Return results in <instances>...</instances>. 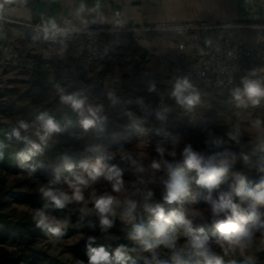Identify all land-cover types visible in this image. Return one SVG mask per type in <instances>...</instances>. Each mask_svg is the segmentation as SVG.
Here are the masks:
<instances>
[{"label": "rangeland", "instance_id": "rangeland-1", "mask_svg": "<svg viewBox=\"0 0 264 264\" xmlns=\"http://www.w3.org/2000/svg\"><path fill=\"white\" fill-rule=\"evenodd\" d=\"M146 83L122 84L114 94L56 87L43 91L28 75L0 65L2 120L17 128L21 120L32 126L38 123L37 114L47 113L63 129L43 143L34 127L20 130L27 140L21 153L14 155L13 169L0 176V201L11 191L43 198L41 188L71 197L78 187L84 197L66 203L69 207L61 217L47 214L64 225L60 236L40 229L27 241L0 221V264H88L89 248L101 246L110 254L122 246L125 264H154L170 255L191 258L189 242L193 236L207 237L210 252L222 259L264 264V204L253 198L264 193V99L257 105H240L231 92L206 91L191 84L189 91L198 94L199 101L189 108L177 103L173 91H164L151 80ZM73 93L79 94L85 108L101 109L94 127L85 130L78 113L61 102V94ZM21 105L27 110L19 111ZM27 141L40 144L41 150L25 160L30 146ZM188 146L205 161L215 157L216 166L225 170L218 177L217 187L209 189L206 181L199 182L202 174L184 164L183 153ZM97 161L102 174L92 180L89 173L97 167ZM154 163L159 167H153ZM172 172L185 178L187 191L168 202ZM79 179L87 184H80ZM118 180L119 191H115ZM236 188H241L243 195H236ZM223 193H231L237 215L245 218L244 222L234 220L243 223L250 233L242 240L243 249L227 243L221 247L217 242L221 237L216 221L232 215L230 210L213 214V203ZM101 196L114 198L108 216L111 227L100 224L95 201ZM129 201L136 204L131 217L125 215ZM158 208L165 216L173 211L183 214L189 223L173 219L164 224V234L157 236V228L163 223L156 218ZM35 211L30 205L13 201L6 207L0 205V214L12 221H34ZM166 238H174V247L161 242Z\"/></svg>", "mask_w": 264, "mask_h": 264}, {"label": "built area", "instance_id": "built-area-1", "mask_svg": "<svg viewBox=\"0 0 264 264\" xmlns=\"http://www.w3.org/2000/svg\"><path fill=\"white\" fill-rule=\"evenodd\" d=\"M115 3L129 8L132 0ZM54 22L61 30L55 34L49 23L0 15L1 63L28 75L39 90L114 94L131 81L147 84L145 77L164 91H173L175 82L184 79L206 91L231 93L243 88L244 79L264 84V16L251 8L231 22L128 25L120 10L113 11L106 24L91 23L86 13ZM148 36L170 41L144 48L140 40Z\"/></svg>", "mask_w": 264, "mask_h": 264}, {"label": "clouds", "instance_id": "clouds-1", "mask_svg": "<svg viewBox=\"0 0 264 264\" xmlns=\"http://www.w3.org/2000/svg\"><path fill=\"white\" fill-rule=\"evenodd\" d=\"M50 28L55 34L56 32L61 31L57 28V25L54 21H50ZM45 33L49 31V27H45ZM154 87V86H153ZM192 88V85L188 82L187 79L177 80L174 84V90L172 95L176 98L177 103L191 108L199 101V96L193 91H189ZM151 90V89H150ZM187 93V94H185ZM233 96L235 100L240 105H247L251 103L252 105H257L260 103L261 99H264V84L257 80H243V88H237ZM61 102L68 104L72 107L73 111L77 112L81 117L80 124L85 129L88 130L94 127L97 121L100 119L98 113L101 111L99 107H87L85 108L84 101L79 98L78 93L73 94H61ZM38 123L30 126L25 121H19V128L13 129L11 136H14L17 140H27V137L21 136V131H27L30 127H34L35 135L39 137V140L47 142L54 134L60 133L63 129L57 121L52 117L48 116L47 113H42L37 117ZM259 124V122H257ZM11 138V137H10ZM30 145L28 148V154L24 155V159L28 160L32 156L36 155L40 150V144H37L32 141H27ZM159 151V149H158ZM184 164L190 168L197 170L198 173H201V180L199 182L204 183L209 189L215 188L219 185L220 180L218 177L223 174L225 171L223 168H218L216 166V158L212 157L208 160H204L202 156L194 152L191 146H188L184 149ZM23 155V154H22ZM223 164L224 161L219 162ZM23 167V165H21ZM153 167L158 168L159 164L154 163ZM34 170V169H33ZM102 174V167L100 166V161H97V167L93 169L89 176L92 180H95ZM108 179H112L111 176ZM80 184H87V181L84 179H79ZM243 182L241 181V184ZM120 182L119 180L114 185V190L119 191ZM43 198L50 201L52 205L56 208L65 207L66 203L70 200L82 201L84 199L80 188H75V191L71 197L67 194L53 190L51 188H41L40 189ZM187 191V182L185 178L180 175L178 172H172L171 180L168 183V196L166 199L168 202H172L178 199L179 196L183 195ZM236 195H243L241 188H236ZM151 195V193H149ZM252 196V193L248 194ZM258 203L264 204V193L256 195L253 197ZM114 198L112 196H101L95 201V208L100 215V224L104 227H111L112 221L108 218L109 214L112 212V204ZM128 210L125 213L126 216L131 217L132 212L136 208L134 202L129 201ZM47 205L44 208L37 209L33 216L36 227L41 229H46L53 234V236L62 235V227L64 226L61 222H54L46 213ZM227 210H230L232 215L227 216ZM221 213L226 214L225 219H220L216 221V228L220 233L221 239L217 241L221 244V247H224V244L227 243L230 247L239 246L243 249L244 244L242 240L244 237L250 235L248 229L243 227V223H236V221L244 222L245 218L237 215V205L232 202L231 193H223L220 196L218 202L213 203V214L220 215ZM155 215L158 221L163 223L158 226L156 235L162 236L165 232L164 224H169L173 219L177 220L181 224H188L189 222L184 218L183 214L177 215L176 212H171L169 215L165 216L162 208L155 210ZM200 232H203V229H200ZM92 239V238H90ZM168 247H174V238H166L161 241ZM191 248L190 256L196 257V264H222V258L210 252L207 247V237L204 236H193L189 242ZM174 259L179 260L178 255H174ZM88 264H125L124 258V249L123 247H117L113 254L108 253L103 246L99 248H89L88 252ZM186 264V262H185Z\"/></svg>", "mask_w": 264, "mask_h": 264}, {"label": "crops", "instance_id": "crops-1", "mask_svg": "<svg viewBox=\"0 0 264 264\" xmlns=\"http://www.w3.org/2000/svg\"><path fill=\"white\" fill-rule=\"evenodd\" d=\"M245 8H251L257 16H264V0H132L129 8L118 7L115 0H0V15L42 23L86 13L91 23L106 24L115 10L122 11L123 22L128 25L166 21L231 22L242 19ZM169 41L168 37L148 36L140 40V44L151 48ZM0 65L3 66L1 61Z\"/></svg>", "mask_w": 264, "mask_h": 264}, {"label": "trees", "instance_id": "trees-1", "mask_svg": "<svg viewBox=\"0 0 264 264\" xmlns=\"http://www.w3.org/2000/svg\"><path fill=\"white\" fill-rule=\"evenodd\" d=\"M19 111L23 112L27 110L25 105H21L18 108ZM1 111V110H0ZM41 115V113L37 114L36 117ZM13 129H17V126L2 120L0 117V176L3 173H8L13 169L14 165V155L17 153H21L23 149L22 144L25 143L24 139L17 140L14 136H11ZM22 136V135H21ZM11 137V138H10ZM28 138H31L28 136ZM25 145V144H24ZM7 198L0 201V205L6 207L10 204L11 201L13 203L26 204L30 205L34 209H41L47 205L46 213L50 216L61 217L63 212L69 207L65 205L63 208H56L52 205V203L45 198H42L38 195H28V194H20L15 192H9L7 194ZM10 201V202H8ZM0 221L6 223L9 231L18 234V236L23 239L30 241L34 239L40 232L41 228H37L34 221H12L5 214H0ZM80 223H85L83 220H78ZM179 260L174 259V255H170L167 257L159 258L154 264H196V257L188 258L184 255H178ZM33 264H42L41 262L34 261ZM202 264V262H201ZM222 264H253L250 261L242 260V259H222Z\"/></svg>", "mask_w": 264, "mask_h": 264}]
</instances>
